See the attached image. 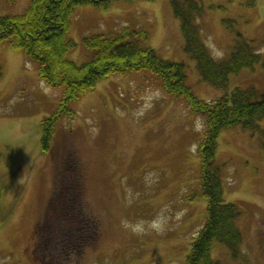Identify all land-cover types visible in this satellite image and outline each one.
<instances>
[{
  "label": "rangeland",
  "instance_id": "1",
  "mask_svg": "<svg viewBox=\"0 0 264 264\" xmlns=\"http://www.w3.org/2000/svg\"><path fill=\"white\" fill-rule=\"evenodd\" d=\"M28 1L0 0V16L21 13ZM198 1L204 7L200 37L215 60L229 58L237 45L234 34L254 41L264 56V0L252 7L242 0ZM126 28L148 29V47L183 64L188 85L202 101L213 103L236 88L264 91V59L230 75L226 88L204 81L185 51L168 0H120L106 10L77 7L69 31L77 47L70 59L86 61L85 37ZM62 96L63 89L46 86L21 51L0 43V181L3 210L10 211L0 225V264H186L207 211L197 151L204 120L186 101L166 94L150 72L113 74L70 105L75 116L58 122L46 155L42 121ZM217 163L224 201L241 211L244 250L251 264H264V119L254 131H221ZM76 174L97 234L72 255L70 246L84 231L62 221L64 213L52 215L48 201L55 180L65 192ZM54 216L58 221L51 224ZM40 238L43 263L31 257ZM215 255L227 258L220 248Z\"/></svg>",
  "mask_w": 264,
  "mask_h": 264
},
{
  "label": "trees",
  "instance_id": "2",
  "mask_svg": "<svg viewBox=\"0 0 264 264\" xmlns=\"http://www.w3.org/2000/svg\"><path fill=\"white\" fill-rule=\"evenodd\" d=\"M115 1L120 0H29L21 13L0 16V43H8L15 50L21 51L29 62L34 63L46 86L63 89L58 109L42 121V153L48 154L58 122L65 116H75L70 105L95 88L101 79L113 74L150 72L160 81L161 89L166 94L186 101L191 111L200 115L205 122V132L197 151L201 164V189L207 200V211L198 237L191 245L186 264H251L244 250V235L238 224L241 211L236 204L224 201L219 177L222 168L217 163V150L221 131L237 126L257 130L258 123L264 119V91L250 86L247 89L236 88L232 94H226L213 103L200 100L187 83L184 65L164 60L148 47L149 32L146 28H126L114 33L89 35L82 41L88 51L86 61L82 64L72 61L70 55L77 44L69 37V31L75 9L89 5L106 10ZM168 1L180 22L187 55L195 61L201 78L210 85L226 88L230 75L244 69H253L264 59L256 50L254 41H246L240 34L237 38L234 34L237 45L229 58L215 60L200 37L197 21L204 14L202 4L198 0ZM242 1L252 7L257 0ZM9 2L14 4L16 0ZM223 23L228 29L226 20ZM78 174V183L73 181L65 192L59 181L55 180L48 201L52 215L64 213L62 221L76 223L80 233L84 231L70 246L72 255L79 253L84 246L91 245L93 234H97L93 225L96 220L88 211L82 191V177ZM4 196L5 186L0 181V225L6 223L10 215L9 210H3ZM54 219L51 224L58 221L55 216ZM42 220L36 231L42 227ZM40 242L41 238L35 243L31 257L43 263L39 259ZM218 248L227 255L226 259L216 257Z\"/></svg>",
  "mask_w": 264,
  "mask_h": 264
}]
</instances>
